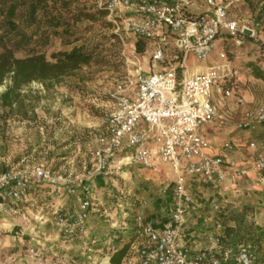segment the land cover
<instances>
[{"label": "built area", "instance_id": "obj_1", "mask_svg": "<svg viewBox=\"0 0 264 264\" xmlns=\"http://www.w3.org/2000/svg\"><path fill=\"white\" fill-rule=\"evenodd\" d=\"M88 1L106 13L122 41L133 40V47L138 41L146 42L151 69L144 72L138 67L134 81H130L132 88L112 95V106L97 137L95 163L87 177L109 175L117 155L128 164L153 171L159 160L175 175V207L164 229L155 230L141 214L134 217L136 235L143 238L136 250L137 264H255L254 247L249 242L240 243L231 253L225 248L223 234L208 235L202 246L192 248L180 237L191 204L187 176L220 184L226 180L233 183L247 173L235 160L210 154V144L201 133L202 127L219 114L215 98L232 96L230 85L238 71L223 59L224 52H219L220 61L203 73H189L187 61L190 57L198 62L208 60L222 37H255L258 24L250 27L230 18L227 6L217 0H203L207 8L198 15L189 13L193 0ZM253 123H264V105L246 110L236 126L243 129ZM248 147L264 153V139H253ZM255 169H264V161L256 160ZM85 177L72 180L41 165L5 170L0 172V201L20 200L34 183L56 188L65 185L73 195L79 187L76 211L69 216L55 212L57 226L71 238L85 231L92 208V188Z\"/></svg>", "mask_w": 264, "mask_h": 264}, {"label": "rangeland", "instance_id": "obj_2", "mask_svg": "<svg viewBox=\"0 0 264 264\" xmlns=\"http://www.w3.org/2000/svg\"><path fill=\"white\" fill-rule=\"evenodd\" d=\"M250 1L261 10L256 20H261L264 26V0ZM74 8L90 12L98 10L88 0H80ZM71 30V43L52 38L48 45L41 47L47 59L51 60L53 52L83 46L94 52V60L58 81L29 83L19 91L10 109L0 102V172L41 165L72 180L86 176L87 182V172L95 163L98 130L104 126L105 113L113 103L112 95L128 92L136 69L143 70L148 61L150 50L144 48L138 53L136 45L132 46L133 40L122 41L113 32L106 15L73 24ZM219 51L225 53L223 59L238 71L234 80L241 78L240 87L254 100L252 104L257 103L255 99H264V81L255 78L247 66L254 63L264 69V39L257 35L251 39H228L217 45L210 56L212 62L220 61ZM17 56L22 57L23 53ZM193 63L194 58L190 57L189 64ZM10 83L9 79L4 81L0 94ZM231 87L237 91L236 85ZM239 100L243 101V95ZM217 119L218 116L214 121ZM237 122L233 124L235 129H238ZM112 171L104 177H111ZM255 172L258 177L264 175V169ZM35 184L38 186L30 187L23 199H5L0 209V264H93L96 256L86 253L87 239L82 236L87 232V226L83 233L67 238L55 222L56 211L68 216L76 211L75 196L80 193V188L75 187L73 195L68 193L65 185L56 188L46 183ZM64 189L74 200L60 209L56 204ZM164 189L166 193H163ZM161 193L172 194V189L162 188ZM240 218L244 225L236 235L237 241H258L256 246L264 254V206L240 208L232 213L223 223L224 237L228 221L237 225Z\"/></svg>", "mask_w": 264, "mask_h": 264}, {"label": "crops", "instance_id": "obj_3", "mask_svg": "<svg viewBox=\"0 0 264 264\" xmlns=\"http://www.w3.org/2000/svg\"><path fill=\"white\" fill-rule=\"evenodd\" d=\"M193 1L194 6L189 8L190 14L198 15L206 10L207 5L203 0ZM217 2L227 6L230 18L250 27H253L255 23L258 24L256 35L264 39V26L261 20H256L261 11L256 4L250 0H217ZM228 39L232 38H220L217 45L225 43ZM149 60L150 55L148 61L145 62L144 72L151 69ZM187 64L189 73H203L215 63L209 58L205 62L194 60L193 64H189L188 60ZM241 81L240 78L231 83V86H237V91L231 87V97L215 98L219 110L218 119L206 123L201 133L210 144V154L222 155L225 159L235 160L239 166L247 169V173L233 183L226 180L220 184L206 182L199 176L186 177V188L191 197V204L184 215L180 239L187 247H200L206 236L223 234L225 219L231 217L232 213L240 211V208L242 210L256 205L264 206V175L260 174L258 177L255 172L261 171L255 169V162L258 159L264 161V153L254 152L248 147L251 140L264 139V123H253L243 129L233 127V124L240 120L246 110L256 105H264L261 103L264 99H255L257 103L252 104L254 100L252 101L247 91L240 87L242 86ZM242 95L243 101L240 102L239 97ZM100 131L98 130L99 133ZM97 137L96 142L98 143ZM112 165L111 177L106 178L99 174L87 177L93 196L91 216L86 221L87 232L82 235L87 239L85 250L88 255L96 256L92 260L93 264H110V256L125 244L130 243L123 263L137 264L136 250L143 238L136 235L134 217L141 214L145 223L155 230L164 229L174 210L175 200L172 194H162L161 189L170 188L171 190L175 184V175L168 164L159 160L155 171L128 164L120 160L118 155L114 157ZM37 186L34 183L30 187L36 188ZM28 189L23 192L21 199L26 196ZM73 200L74 197L64 189L60 191L56 205L64 208L71 205ZM3 204L4 200L0 201V209ZM228 222V226L238 227V224ZM133 238L134 240L131 241L130 239ZM225 241V248L231 253L236 251L240 243H251L254 247V263L264 264L261 259H264V254L256 246L258 241H237V237L231 236L225 238Z\"/></svg>", "mask_w": 264, "mask_h": 264}, {"label": "trees", "instance_id": "obj_4", "mask_svg": "<svg viewBox=\"0 0 264 264\" xmlns=\"http://www.w3.org/2000/svg\"><path fill=\"white\" fill-rule=\"evenodd\" d=\"M79 1L0 0V86L6 79L11 82L0 94V102L4 108L10 109L16 102L19 91L29 83L58 81L94 60V52L83 46H73L69 51L53 52L50 55L51 60L41 51V47L48 45L52 38H59L65 44L71 43L69 37L73 33V24L94 21L99 15H106L98 10H74ZM33 43L40 48L33 47ZM145 47V41L136 43L138 53H142ZM20 52L23 53L22 57L17 56ZM247 66L251 68L255 78L264 81V69L254 63H248ZM243 225L242 218L235 230L231 226L225 227V238H235L240 234ZM129 247L130 243H127L115 251L110 256L109 263L124 264Z\"/></svg>", "mask_w": 264, "mask_h": 264}]
</instances>
